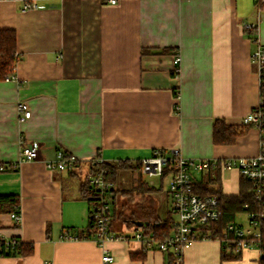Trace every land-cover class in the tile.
I'll return each mask as SVG.
<instances>
[{"label":"crops","instance_id":"crops-1","mask_svg":"<svg viewBox=\"0 0 264 264\" xmlns=\"http://www.w3.org/2000/svg\"><path fill=\"white\" fill-rule=\"evenodd\" d=\"M35 2L37 7L23 10L24 0L0 1V28L16 31L19 54L15 77L0 80V162L17 164L0 171V195L16 196L22 215L16 223L13 210L3 205L0 237L33 246L28 254L0 255V264H169L168 253L147 250L135 237L142 224L129 226L120 213L136 206L141 194L128 202L122 191L141 178L146 183L141 190L151 188L146 194L159 221L174 219L168 192L172 175L160 176L169 183L159 205L162 187L148 182L141 169L119 171L110 193L111 227L126 238L107 242L114 260L104 262L91 225V203L83 193L86 174L95 159L136 162L155 148H180L193 159L258 154L257 126H247L230 144L215 143L213 130L216 119L242 126L260 103L261 77L251 53L264 46V7L256 0ZM245 22L256 24L255 39ZM21 101L32 112L23 122ZM30 141L39 142V156L22 160L21 147ZM59 148L80 159L78 171L47 166ZM192 176L206 194L241 191L236 168L217 164L207 171L192 169ZM240 212L234 220L245 227ZM65 232L78 237L64 238ZM223 249L218 238L196 240L184 251L183 264L259 259L249 248L239 259L223 260Z\"/></svg>","mask_w":264,"mask_h":264},{"label":"built area","instance_id":"built-area-1","mask_svg":"<svg viewBox=\"0 0 264 264\" xmlns=\"http://www.w3.org/2000/svg\"><path fill=\"white\" fill-rule=\"evenodd\" d=\"M3 1V0H0ZM109 3H117L118 0H105ZM35 0H24L23 10L37 7ZM255 23H244L247 30L255 29ZM181 55L177 51L173 56L174 71L180 70ZM251 61L257 67L261 75L264 73V46L258 44L251 53ZM13 76L12 78H14ZM9 79V78H7ZM18 117L21 122L29 119L32 115L31 109L25 101L18 103ZM244 123H252L256 126L264 125V107L260 103L249 112L244 118ZM22 160H34L38 158L40 144L38 141L23 143L21 147ZM96 165L91 167L86 174V184L84 187V196L91 203L90 218L94 227V238L102 250V259L104 262L114 260L113 254L107 247V242L121 240L126 238L112 230V201L111 189L113 182L107 178V170L100 165L102 159L94 160ZM219 164L226 169L236 168L246 176L253 184L255 196L261 199L264 189V136H261L260 150L258 154L251 157H239L234 159L213 160V159H193L186 157L180 148H172L165 151L162 148H155L149 157L141 160V170L148 176H162L167 171L172 175L169 184V194L171 198V211L176 215L172 219L173 229L168 237L161 239L154 233L144 234L143 231L135 233V237L144 243L147 250L157 249L169 254V264H183L184 251L194 241L202 238H211L214 234L208 229L209 225L218 220L222 209L220 198L216 193L202 195L195 189V180L192 176V169L198 171H207ZM16 167L17 164H8L0 162V171L8 167ZM50 169L60 171H78L81 168L80 159L74 154L59 148L56 150L53 159L47 161ZM248 206L247 204L245 205ZM20 206L17 205L10 213L16 223H20L22 215ZM264 218L262 212H248V227L240 226L236 223H229L219 240L228 251L239 254L249 248L258 251V258L263 255L261 248V227ZM234 237L230 238V235ZM64 238H77L78 236L65 232ZM6 248L14 249L19 245L18 239H6ZM231 246H233L231 248ZM44 264H51L45 262Z\"/></svg>","mask_w":264,"mask_h":264},{"label":"trees","instance_id":"trees-1","mask_svg":"<svg viewBox=\"0 0 264 264\" xmlns=\"http://www.w3.org/2000/svg\"><path fill=\"white\" fill-rule=\"evenodd\" d=\"M256 4L259 7H264V0H256ZM253 31L249 30V35L255 39V36L252 35ZM19 61V54L17 51V33L14 29L10 28H0V80H5L7 78H12L15 76V67ZM260 101L264 107V73L261 75V95ZM256 126L252 123H245L242 126L230 125L227 124L222 119H216L214 122L213 130V139L217 144H230L233 143L237 137L245 131L247 126ZM261 132V135L264 136V125L257 126ZM96 163L91 165L95 167ZM100 165L102 168L107 170V178L111 180L114 184L118 178L120 170L126 169H141V160L132 162L129 160H119L115 162L105 161L101 162ZM90 167V168H91ZM73 172V171H72ZM167 172V171H166ZM165 172V173H166ZM141 177V176H140ZM86 184V180H85ZM146 185L145 182L141 180L138 181L136 187L131 188L130 190L122 191L123 194L128 196V202L135 199V195L141 194L140 199L137 201L134 208L129 212L121 210V218H124L129 226L134 224H142L144 234L154 233L161 239H165L170 235L173 229L172 219L167 218L165 221L160 222L159 217L157 216L156 207L149 198L150 196L146 194L151 188H146L147 191H142L141 188ZM135 188V189H134ZM195 189L197 192L205 195L203 193L202 187H199V183L195 182ZM136 190V191H135ZM210 193H216L220 198V206L222 209L221 216L218 220L212 222L208 229L214 234V238H222L224 231L229 223H235V215L239 211L245 212H262L264 211V189L262 191L261 199L258 200L255 196L254 188L252 182L244 175H242L241 181V191L238 195L235 196H226L221 194L219 190H210ZM19 199L14 195H0V208L3 205L9 206L12 210L19 205ZM248 205L247 207L245 205ZM129 204H125V207H128ZM118 215V214H117ZM92 223V222H91ZM93 227V223L91 224ZM234 237V234L230 235V238ZM261 248L264 252V218L262 221L261 227ZM14 249L6 248L5 241L0 239V255H13V254H28L33 251L32 244H25L19 241ZM233 246H231L232 248ZM223 260H234L239 259L242 253L234 254L231 251H228L227 247L223 249ZM228 251V252H227ZM259 264H264V253L258 260Z\"/></svg>","mask_w":264,"mask_h":264},{"label":"rangeland","instance_id":"rangeland-1","mask_svg":"<svg viewBox=\"0 0 264 264\" xmlns=\"http://www.w3.org/2000/svg\"><path fill=\"white\" fill-rule=\"evenodd\" d=\"M145 179L148 182L153 183L158 188H161L162 187V189H159V191H158V194H159V196H158L159 199L158 200H159V205H160L161 204V199H164V200L166 199V188H167V185L169 183V179L168 178H165L164 180H162L160 176L159 177L146 176ZM173 217L176 218V215L174 214ZM238 217L242 221H244L245 227L250 226L249 225V222H248V213L247 212H245V211L240 212L239 215H238ZM253 264H259V263L256 260L255 262L253 261Z\"/></svg>","mask_w":264,"mask_h":264},{"label":"bare ground","instance_id":"bare-ground-1","mask_svg":"<svg viewBox=\"0 0 264 264\" xmlns=\"http://www.w3.org/2000/svg\"><path fill=\"white\" fill-rule=\"evenodd\" d=\"M169 192V191H168ZM212 225V224H211ZM220 239V238H219Z\"/></svg>","mask_w":264,"mask_h":264}]
</instances>
